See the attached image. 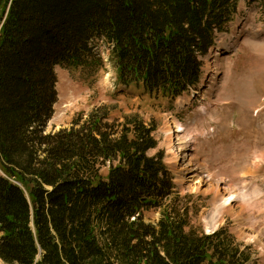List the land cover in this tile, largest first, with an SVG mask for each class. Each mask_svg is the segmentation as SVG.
Masks as SVG:
<instances>
[{
  "label": "trees",
  "instance_id": "1",
  "mask_svg": "<svg viewBox=\"0 0 264 264\" xmlns=\"http://www.w3.org/2000/svg\"><path fill=\"white\" fill-rule=\"evenodd\" d=\"M239 2L0 0L3 264H250L249 247L225 229L190 226L162 154L148 155L154 125L113 120L102 105L46 132L55 69L96 75L103 47L117 85L171 105L187 96Z\"/></svg>",
  "mask_w": 264,
  "mask_h": 264
},
{
  "label": "rangeland",
  "instance_id": "2",
  "mask_svg": "<svg viewBox=\"0 0 264 264\" xmlns=\"http://www.w3.org/2000/svg\"><path fill=\"white\" fill-rule=\"evenodd\" d=\"M227 44L230 50L223 51L222 46ZM102 57L104 68L91 77L79 70L55 69L58 99L46 132L69 128L77 115H86L102 105L110 109L111 119L120 122L124 116L138 115L156 127L154 137L158 145L148 155L162 154L176 192L188 210L190 226L204 234L225 229L238 243L249 247L250 264H264V10L261 6L240 0L238 14L228 31L218 35L215 47L201 58L204 81L192 90L194 98L185 107L154 101L132 87L117 85L107 47L102 48ZM168 123L178 130L172 138L174 151L165 133ZM101 173L106 175V168ZM183 174L186 178L182 181ZM208 175L212 180L206 186L190 189L193 185L188 178L196 180ZM222 180L240 196L242 209L236 206L212 216L217 193L207 191ZM158 218L157 210L144 213L146 222L155 224Z\"/></svg>",
  "mask_w": 264,
  "mask_h": 264
},
{
  "label": "bare ground",
  "instance_id": "3",
  "mask_svg": "<svg viewBox=\"0 0 264 264\" xmlns=\"http://www.w3.org/2000/svg\"><path fill=\"white\" fill-rule=\"evenodd\" d=\"M222 50L223 51H228L230 50L229 45H223L222 46ZM201 85L203 84L204 79L201 80ZM190 99H179L175 102V104L179 107H185L187 105L190 104ZM178 130H174V128L168 123L165 125V133L167 135V139L169 141V147L174 151V144L172 142V138L175 135V132H177ZM178 162V161H177ZM190 173L192 172L191 170H188ZM194 177V175H193ZM184 178H186V176L183 174V179H181L182 181L184 180ZM190 181V183L193 185L192 187H190V189L194 190H198L204 186H206L211 180V176H207L205 178L200 177L197 178L196 180L190 179L188 178ZM217 186H215V188L213 187L212 190H208L207 192H216L217 193V206L215 208V210L212 213V216H217L222 212L225 211H231V209H233L234 207H241V205L239 204V198L236 194V192L232 189L229 188V186L227 185L226 182H224L223 180L221 182H218L216 184ZM211 188V187H210ZM242 197V196H241ZM235 198V200L233 201V199ZM233 201V202H232Z\"/></svg>",
  "mask_w": 264,
  "mask_h": 264
}]
</instances>
